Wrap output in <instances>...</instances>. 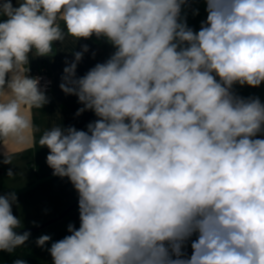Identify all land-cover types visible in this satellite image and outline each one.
<instances>
[{
  "label": "clouds",
  "instance_id": "clouds-1",
  "mask_svg": "<svg viewBox=\"0 0 264 264\" xmlns=\"http://www.w3.org/2000/svg\"><path fill=\"white\" fill-rule=\"evenodd\" d=\"M17 2H0V136L20 137L33 127L22 109L49 103L30 54L49 56L68 36L115 48L77 77L82 46L59 85L83 105L77 116L98 119L39 140L78 193L79 227L51 242L52 264H264V103L233 92L264 83V0H205L198 31L182 15L189 0ZM16 203L0 195V251L30 238Z\"/></svg>",
  "mask_w": 264,
  "mask_h": 264
},
{
  "label": "crops",
  "instance_id": "crops-1",
  "mask_svg": "<svg viewBox=\"0 0 264 264\" xmlns=\"http://www.w3.org/2000/svg\"><path fill=\"white\" fill-rule=\"evenodd\" d=\"M0 2H3V0H0ZM12 4L14 7L19 6L17 0H12ZM184 8L188 12V26L194 31H198L207 16L205 0H189ZM195 10H198V14H194ZM6 19L7 17L0 15V22ZM61 27H65L62 22ZM84 45H87L89 50L84 53L83 59L77 65V77L84 76L97 63H101L105 53L112 55L115 51V48L108 41L107 52H105L96 41L75 40L68 36L64 42L53 44V52L49 56L29 55L28 73H35L41 66L45 65L51 74L53 86L51 91L46 93L49 103L44 107L31 109L25 107L22 109L23 114L30 118L32 128L23 131L20 137L0 136V195L12 191L16 193L17 203L13 205V214L21 220V228L17 230L36 227L48 219L60 215L78 199V193L74 189L73 193L67 195L68 199L61 207L52 210L47 208L40 212L29 210L26 207L30 200L27 198L28 195L37 189L38 184L57 183L66 179V177L54 176L53 170L47 165L46 156L49 150L39 145L43 133L54 126H74L78 130L86 131L87 124L98 119L92 111L66 118L61 110L62 102L68 96L59 87L66 61L71 62L74 59V52L81 51ZM233 92L243 98L259 97L260 101L264 103V83L256 88L236 84L233 86ZM0 98L7 99L6 96ZM259 138L264 139V134H261ZM5 158L9 159L10 163H4ZM9 169L14 173L11 177L8 176ZM62 222H67L68 225L71 223L70 221ZM48 228L47 231L52 238L54 231H49ZM65 234L67 236L70 233L65 232ZM50 246L51 241L49 242ZM39 256L43 264H52V257L48 250L41 252L37 257ZM3 263L4 260L0 259V264Z\"/></svg>",
  "mask_w": 264,
  "mask_h": 264
},
{
  "label": "trees",
  "instance_id": "trees-1",
  "mask_svg": "<svg viewBox=\"0 0 264 264\" xmlns=\"http://www.w3.org/2000/svg\"><path fill=\"white\" fill-rule=\"evenodd\" d=\"M87 41H96L99 43L101 48L107 52V40L103 37L97 38L95 35H93L91 38L86 39ZM111 55L108 53H105L102 62H105L107 59L110 58ZM83 107L80 103H78V99L75 95H68L64 98L62 104H61V110L63 115L66 118H70L76 115V112L79 108ZM86 112V111H85ZM78 200V199H77ZM76 202V201H75ZM74 204V203H73ZM72 204V205H73ZM71 206V205H70ZM69 208V207H68ZM64 213V211L62 212ZM61 213V214H62ZM60 214V215H61ZM66 220H69L70 222H73L75 224H80L79 221V211H78V205L70 211L66 217L64 218ZM50 233L47 231V227L43 228L41 230H38L36 232H32L30 235L29 240L20 247H17L14 251L11 253L7 251H0L4 258L3 264H13V262L17 259H23L27 262V264H37V256L49 248V243L46 244L43 248L37 246L36 240L41 235H49ZM198 234L194 233L192 237H190L186 242L182 249L185 257H190L192 253L191 249V242L195 239H197Z\"/></svg>",
  "mask_w": 264,
  "mask_h": 264
},
{
  "label": "rangeland",
  "instance_id": "rangeland-1",
  "mask_svg": "<svg viewBox=\"0 0 264 264\" xmlns=\"http://www.w3.org/2000/svg\"><path fill=\"white\" fill-rule=\"evenodd\" d=\"M187 13H188L187 10L183 8L182 15L186 14V17H187L188 15ZM187 20H188V17H187ZM73 191H74V187L67 178L63 181H58L57 183L49 182L48 184H45V183L38 184L37 189L28 195L27 198H29L30 200L26 207L29 210H34L38 212L43 211L44 209H47V208H49V210H52V209L61 207L64 204V202H66V200L68 199L67 195L69 193H73ZM58 216L59 215L52 217L51 219H48L47 221L41 223L40 225H43L44 223L51 221L52 219H55ZM62 221H69V220H66V219L61 220V221L55 222L51 224L50 226H48L49 231H54V234L52 235V238H51V242L63 239L66 236L65 232L68 233L67 228H64L68 226V224H66L67 222H62ZM61 223H64V224H61ZM71 223L74 224L75 226L77 225L76 226L77 228L79 227V224H75L73 222ZM0 259L4 260L1 252H0ZM37 264H43L42 261L40 260V256L37 257Z\"/></svg>",
  "mask_w": 264,
  "mask_h": 264
},
{
  "label": "built area",
  "instance_id": "built-area-1",
  "mask_svg": "<svg viewBox=\"0 0 264 264\" xmlns=\"http://www.w3.org/2000/svg\"><path fill=\"white\" fill-rule=\"evenodd\" d=\"M32 77L40 78V87L45 90V93L51 91L53 82L49 69L43 65L35 73H28Z\"/></svg>",
  "mask_w": 264,
  "mask_h": 264
},
{
  "label": "water",
  "instance_id": "water-1",
  "mask_svg": "<svg viewBox=\"0 0 264 264\" xmlns=\"http://www.w3.org/2000/svg\"><path fill=\"white\" fill-rule=\"evenodd\" d=\"M77 205H78V200H77L73 205H71L69 208H67V209L64 211V213H62L61 215H59L57 218L52 219L51 221H48V222L44 223L43 225H40V226L35 227V228L22 229V230H17V231L20 232V233H22V232H24V231H28V232L32 233V232H36V231H38V230H41V229H43V228H46V227L50 226L51 224H53V223H55V222H58V221L64 219V218L66 217V215H67L70 211H72Z\"/></svg>",
  "mask_w": 264,
  "mask_h": 264
}]
</instances>
